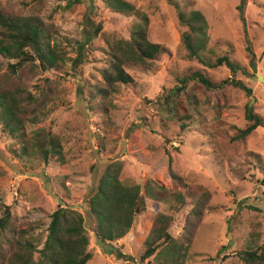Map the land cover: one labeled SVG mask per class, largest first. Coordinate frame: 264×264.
<instances>
[{"label": "rangeland", "instance_id": "374dc122", "mask_svg": "<svg viewBox=\"0 0 264 264\" xmlns=\"http://www.w3.org/2000/svg\"><path fill=\"white\" fill-rule=\"evenodd\" d=\"M29 1L0 0V8L14 3L28 12L30 7L23 2ZM128 1L136 8L135 15L115 12L102 0H84L70 8H65L66 1H45L43 17L57 29L71 59L60 70L37 71L30 79L33 84L45 80L55 84L57 97L37 126L61 134L68 162L17 157L12 149L19 145L0 127V198L19 220L38 222L44 241L50 214L60 204L86 214L84 198L95 182L96 165L120 160L126 183L143 184L153 178L172 186L167 147L173 169L211 197V208L194 242L185 249L186 264H244L237 252L251 243H264V126L245 141L231 138L246 126L247 105L264 116V0H247L243 16L238 9L241 0ZM175 2L184 12L198 9L205 15L212 57L227 54L246 71L233 73L226 65L207 68L193 57L183 41L186 27ZM145 16L148 39L163 44L166 51L152 67L127 68L134 81L111 97L108 115L92 110L90 105H98L100 99L91 97L89 88L102 78L109 45L130 40ZM89 21L102 29L84 43ZM77 56L83 62L73 61ZM0 60V73H4L11 60L3 56ZM198 69L215 81L235 76L252 88V94L231 84L206 90L192 81L186 86L191 97L182 94L170 110L165 94L180 84L179 78L190 77ZM185 113L191 117L179 121L177 116ZM108 117L113 126L105 123ZM189 201L177 210L173 201L149 199L146 212L136 217L131 230L105 247L90 231L88 264H152L139 259L156 212L174 215L170 231L178 236L192 206ZM118 252L135 260L127 261Z\"/></svg>", "mask_w": 264, "mask_h": 264}, {"label": "trees", "instance_id": "16d2710c", "mask_svg": "<svg viewBox=\"0 0 264 264\" xmlns=\"http://www.w3.org/2000/svg\"><path fill=\"white\" fill-rule=\"evenodd\" d=\"M45 1L23 2L30 7L28 12L17 8L14 3L0 8V56L11 60L7 71L0 73V127L3 133L19 145L12 149L17 157L66 164L68 161L61 134L37 126L46 118L50 104L57 97L55 84L49 80H45L43 84H33L30 79V74L34 75L37 71L60 70L71 59L67 47L59 39L57 29L43 17ZM62 1H66L65 8H70L84 0ZM102 1L115 12L132 15L137 13L135 6L128 0ZM174 4L181 23L186 27L183 33L185 47L193 57L207 68L226 65L233 73L246 71L245 67L227 54L212 57L208 48V22L201 10L184 12L176 2ZM246 4L247 0H241L238 6L242 16ZM146 25L145 16L144 21L135 26L130 40L116 41L109 45L108 65L103 70L102 78L93 88H89L91 97L100 99L98 105H90L92 110L108 115L112 106L111 97L134 81L127 68L152 67L166 51L163 44L148 39L144 29ZM101 29L102 26L89 21L83 33L84 43L91 42ZM79 58L77 56L73 61L83 62ZM2 66L3 61L0 60V70ZM192 81L200 83L206 90L231 84L248 95L252 94V88L235 76L215 81L204 70L198 69L190 77L179 78L180 84H176L165 94L170 110L182 94L191 97V93L186 92V86ZM193 104L196 103H191ZM245 116L246 126L238 128L231 138L233 142L245 141L258 127L264 126V116L249 105ZM189 117L191 114L185 113L178 115L177 119L183 121ZM105 123L113 126L109 117ZM182 126L186 124L183 123ZM99 145L105 147L102 139ZM165 151L172 186L168 187L153 178L146 179L143 184L126 183L124 162L120 160L96 165L95 182L84 198L86 214L70 205L60 204L50 214L44 241L42 232L37 231L38 222L19 220L14 216L12 207L0 198V264H88L92 259L89 232L92 231L104 247L120 240L131 230L136 217L146 212L149 199L165 203L173 201L175 204L172 205L177 210L188 205L189 200L192 201V206L183 231L178 236L170 231L174 215L156 212L143 242L144 251L139 262L186 264L185 249L194 242L206 211L211 208V197L207 190L200 192L199 185L188 184L173 169L172 153L167 147ZM237 253L244 264H264V243L257 246L251 243ZM118 255L127 261L135 260L130 255L119 252Z\"/></svg>", "mask_w": 264, "mask_h": 264}]
</instances>
